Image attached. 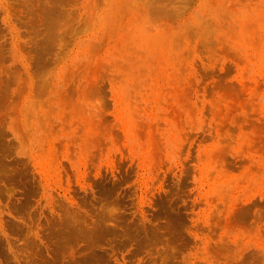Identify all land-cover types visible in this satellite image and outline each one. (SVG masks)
Instances as JSON below:
<instances>
[{"label": "rangeland", "instance_id": "374dc122", "mask_svg": "<svg viewBox=\"0 0 264 264\" xmlns=\"http://www.w3.org/2000/svg\"><path fill=\"white\" fill-rule=\"evenodd\" d=\"M0 264H264V0H0Z\"/></svg>", "mask_w": 264, "mask_h": 264}, {"label": "bare ground", "instance_id": "6f19581e", "mask_svg": "<svg viewBox=\"0 0 264 264\" xmlns=\"http://www.w3.org/2000/svg\"><path fill=\"white\" fill-rule=\"evenodd\" d=\"M121 107H123V106H121ZM126 114V113H125ZM132 114V113H131ZM130 115V114H129ZM132 117V116H131ZM130 118V117H129ZM125 123V122H124ZM131 123V122H130ZM126 124V123H125Z\"/></svg>", "mask_w": 264, "mask_h": 264}]
</instances>
